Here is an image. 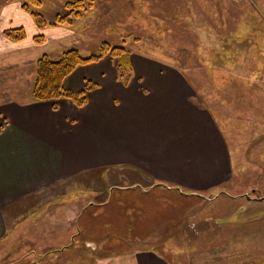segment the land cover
I'll return each instance as SVG.
<instances>
[{"label": "rangeland", "instance_id": "1", "mask_svg": "<svg viewBox=\"0 0 264 264\" xmlns=\"http://www.w3.org/2000/svg\"><path fill=\"white\" fill-rule=\"evenodd\" d=\"M40 1L0 0V10L21 2L29 13L26 2L53 23L78 0ZM92 1L84 17L59 25L71 27L73 40L55 33L60 45L44 41L9 57L20 64L0 71V100L31 99L30 58L58 60L71 48L89 57L107 43L159 59L186 75L197 103L212 113L232 178L211 199L161 187L144 194L139 188L151 181L118 167L83 174L46 195L55 197L50 205L30 198L28 215L14 220L20 226L9 227L0 242V264H88L87 255L134 248L137 237L183 264H264V0Z\"/></svg>", "mask_w": 264, "mask_h": 264}, {"label": "crops", "instance_id": "2", "mask_svg": "<svg viewBox=\"0 0 264 264\" xmlns=\"http://www.w3.org/2000/svg\"><path fill=\"white\" fill-rule=\"evenodd\" d=\"M19 26L27 30L24 41L13 42L4 35ZM55 33L65 35V41L76 36L71 27L39 30L21 2L6 4L0 10V71L20 64L11 55L43 45L34 42L35 36L43 34L46 42L60 45ZM129 65L132 77L127 85L119 80L112 59L77 68L65 81L67 89L83 92L88 80L98 85L88 93L84 107L69 99L0 100V242L9 227L20 226L14 220L28 215L31 197L50 205L55 197L46 195L56 196L62 183L94 171L122 168L151 181L139 188L144 194L161 187L181 197L208 193L211 198L231 180L223 136L212 113L197 103L186 75L139 54L130 56ZM191 211L195 210L186 215ZM134 241L139 244L134 248L103 252L96 259L87 255V263L183 264L146 245L149 240Z\"/></svg>", "mask_w": 264, "mask_h": 264}, {"label": "trees", "instance_id": "3", "mask_svg": "<svg viewBox=\"0 0 264 264\" xmlns=\"http://www.w3.org/2000/svg\"><path fill=\"white\" fill-rule=\"evenodd\" d=\"M30 1H34L37 5L41 4L40 0ZM22 7L30 13L37 27L43 30L49 26L73 24L78 19L84 17V14L93 7V1L78 0L73 3H67L66 8L68 13L64 16H57L56 21L53 23H48L41 14L31 11L28 3L24 2ZM4 35L13 42H21L27 37L25 28L23 27L8 29L4 32ZM34 41L40 44L45 39L42 35H38L35 36ZM108 55L117 59L118 78L123 84L127 85L131 80L132 72L129 65L130 55L125 49L112 48L109 44L104 43L101 46L99 54L84 57L77 48H71L65 50L58 60L51 59L48 55H43L37 59L31 101L49 102L69 99L78 107H84L88 101V93L96 89L98 85L88 80L85 82V91L74 92L65 87V81L77 68L97 63Z\"/></svg>", "mask_w": 264, "mask_h": 264}, {"label": "water", "instance_id": "4", "mask_svg": "<svg viewBox=\"0 0 264 264\" xmlns=\"http://www.w3.org/2000/svg\"><path fill=\"white\" fill-rule=\"evenodd\" d=\"M180 190V189H179ZM220 195H218V197H219ZM211 199H215V198H211ZM211 201H213V200H211Z\"/></svg>", "mask_w": 264, "mask_h": 264}]
</instances>
